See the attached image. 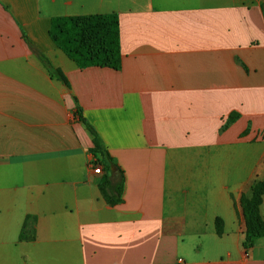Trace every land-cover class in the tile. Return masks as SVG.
<instances>
[{
    "label": "crops",
    "instance_id": "0c3cea01",
    "mask_svg": "<svg viewBox=\"0 0 264 264\" xmlns=\"http://www.w3.org/2000/svg\"><path fill=\"white\" fill-rule=\"evenodd\" d=\"M108 13L119 70L49 36L54 17ZM76 109L122 171L117 204ZM263 177L264 0H0V264H264L239 203Z\"/></svg>",
    "mask_w": 264,
    "mask_h": 264
},
{
    "label": "trees",
    "instance_id": "16d2710c",
    "mask_svg": "<svg viewBox=\"0 0 264 264\" xmlns=\"http://www.w3.org/2000/svg\"><path fill=\"white\" fill-rule=\"evenodd\" d=\"M48 33L53 43L79 68L97 66L119 70L121 67L119 22L114 13L54 17L51 19ZM28 43L49 74L68 86L62 71L55 68L42 52ZM75 113L78 120L94 135V149L103 157L102 165L107 173L99 182L100 192L109 204H117L122 200V171L103 148L95 129L83 117L81 110L76 109ZM236 115L231 114L227 122L233 121ZM111 165L115 166L119 173V180L114 185L109 172ZM263 197L264 177L253 183L250 196L242 195L239 200L245 224L242 246L246 250L252 247L257 238L264 237V220L260 214ZM216 231L222 232L220 219L216 220Z\"/></svg>",
    "mask_w": 264,
    "mask_h": 264
},
{
    "label": "built area",
    "instance_id": "2783aa9c",
    "mask_svg": "<svg viewBox=\"0 0 264 264\" xmlns=\"http://www.w3.org/2000/svg\"><path fill=\"white\" fill-rule=\"evenodd\" d=\"M90 166L92 169V173L95 175H99L102 173V165H101V161L97 158L94 157L91 161H90Z\"/></svg>",
    "mask_w": 264,
    "mask_h": 264
},
{
    "label": "water",
    "instance_id": "95a60500",
    "mask_svg": "<svg viewBox=\"0 0 264 264\" xmlns=\"http://www.w3.org/2000/svg\"><path fill=\"white\" fill-rule=\"evenodd\" d=\"M110 171L112 174H115L116 173V168L114 166H111L110 167Z\"/></svg>",
    "mask_w": 264,
    "mask_h": 264
}]
</instances>
